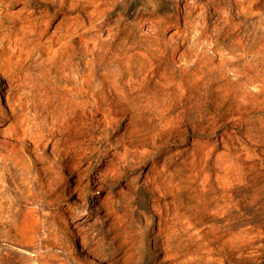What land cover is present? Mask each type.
<instances>
[{
  "label": "rangeland",
  "instance_id": "1",
  "mask_svg": "<svg viewBox=\"0 0 264 264\" xmlns=\"http://www.w3.org/2000/svg\"><path fill=\"white\" fill-rule=\"evenodd\" d=\"M0 264H264V0H0Z\"/></svg>",
  "mask_w": 264,
  "mask_h": 264
},
{
  "label": "trees",
  "instance_id": "2",
  "mask_svg": "<svg viewBox=\"0 0 264 264\" xmlns=\"http://www.w3.org/2000/svg\"><path fill=\"white\" fill-rule=\"evenodd\" d=\"M160 11H161V12H164V11H167V10L164 9V8H160Z\"/></svg>",
  "mask_w": 264,
  "mask_h": 264
}]
</instances>
